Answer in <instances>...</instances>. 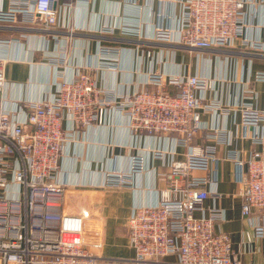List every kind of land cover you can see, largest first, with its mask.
<instances>
[{
  "label": "built area",
  "instance_id": "1",
  "mask_svg": "<svg viewBox=\"0 0 264 264\" xmlns=\"http://www.w3.org/2000/svg\"><path fill=\"white\" fill-rule=\"evenodd\" d=\"M125 1L136 6L138 0ZM165 1L180 4L182 14L174 26L163 9L159 10L156 41L189 50L249 49L264 53V38L251 37L253 25L247 13L248 6L264 5V0ZM79 2L89 0H9L8 9L0 0V24H26L47 35L46 51L54 44L63 52L70 42H62L55 31L60 28L61 5L72 11ZM113 31L103 26L99 32L112 35ZM123 32L138 34L134 28H123ZM7 42L14 40L0 41ZM119 55V48L100 44L96 59L91 57L66 77L57 71L68 66L66 57L49 58L47 64L56 71L51 82L53 94L24 102L3 98L5 64L0 60V264L101 263L103 218L90 211H67L66 192L80 186L62 169L61 158L66 145L75 142L84 130L106 126L111 110L126 118L133 136H175L176 144L187 148L185 154L150 150L133 155L128 170L112 168L104 175V189H123L132 184L133 177L148 170L150 158L168 169L158 202L131 210L127 228L134 263L243 264L231 236L216 230V224L225 220L224 211L218 207L207 212L204 209L206 200L220 197L210 190L217 146L193 144L203 127L199 110L216 113L220 109L218 103H202L207 91L214 90V82L200 75L150 72L141 88L116 95L99 86L96 73L117 70ZM181 61L186 64L185 59ZM255 79L264 82V71L257 72ZM166 87H172L173 93ZM241 127L240 138L260 147L247 159L235 149L228 155L242 174V216L258 220L246 233L253 252L254 241L264 239V108L245 106ZM211 137L229 147L235 139L226 129L214 130ZM171 257L176 260H167Z\"/></svg>",
  "mask_w": 264,
  "mask_h": 264
},
{
  "label": "crops",
  "instance_id": "2",
  "mask_svg": "<svg viewBox=\"0 0 264 264\" xmlns=\"http://www.w3.org/2000/svg\"><path fill=\"white\" fill-rule=\"evenodd\" d=\"M2 2L8 9L9 0ZM61 6L60 28L55 31L61 41L70 42L63 52L54 48V44L46 51L44 37L47 35L32 30L26 24H0V41L14 40L0 43V60L5 64L6 80L3 98L10 102H24L40 101L52 95L54 86L51 82L56 71L47 64L49 58L58 59L64 55L69 64L57 71L65 77L71 76L91 57L96 59L100 44L120 49L118 69L98 70L96 73L99 86L116 95L141 88L150 72L208 77L214 82V90L207 91L202 103H218L220 109L216 113L199 110L203 127L193 144L217 146L218 160L212 167L214 182L210 190L217 191L220 197L206 200L204 209L207 212L218 207L224 211L225 220L216 224V230L231 236L233 248L241 253L243 264H264V239L254 241L253 252L247 245L246 233L258 220L242 216V199L239 196L242 174L228 158L230 150H237L241 158L247 159L253 150L260 149L251 140L240 138L243 132L241 111L245 106L264 108V82L255 79L257 72L264 71V53L249 49L189 50L156 41L154 27L159 10L163 9L170 17L169 22L177 26L182 14L178 3L138 0L136 6H131L124 0H89L79 2L72 11ZM254 7H247L248 18L253 25L251 37L264 38V5ZM103 26L114 28L113 34H101L99 31ZM123 28L137 29L138 34H125ZM180 55L183 61L192 56L195 63L191 67L181 64L182 61H178ZM165 90L173 93L174 89L166 87ZM8 105L9 102L6 103ZM217 129H226L235 137L230 147L217 144L211 137ZM174 139L175 136L153 139L145 135L133 136L126 118L111 110L106 126L87 128L75 142L66 145L61 166L69 173L72 182L80 186L70 190L105 191L102 187L105 173L112 168L128 170V161L133 155L148 154L150 150H173L185 154L187 148L178 146ZM167 171L161 161L150 158L148 170L133 177L129 187L118 189L121 191L114 197L104 198L103 206L92 204L89 207L91 212L97 210L104 221V242L100 252L103 259L100 264H135V252L130 246L126 223L134 206L158 202L160 192L166 187L164 176ZM89 197L92 199L91 194ZM197 215L201 216V212ZM167 260L175 261L176 258Z\"/></svg>",
  "mask_w": 264,
  "mask_h": 264
},
{
  "label": "rangeland",
  "instance_id": "3",
  "mask_svg": "<svg viewBox=\"0 0 264 264\" xmlns=\"http://www.w3.org/2000/svg\"><path fill=\"white\" fill-rule=\"evenodd\" d=\"M182 59V55H180L178 61L181 62ZM185 61L189 67H191L195 63V60L193 61L192 56H187ZM120 191L121 190L118 189H106L105 191L96 192H84V190H68L66 193L67 198H64L66 203L65 208L69 213L86 212L89 211V207H91L92 204H94L95 206H103L104 198L114 197ZM89 194H91L92 199L89 197ZM92 211L93 212H91L90 210L92 214H98L97 210L93 209Z\"/></svg>",
  "mask_w": 264,
  "mask_h": 264
}]
</instances>
